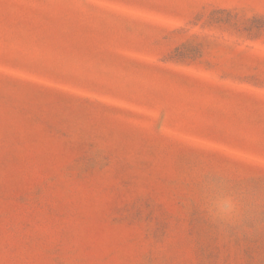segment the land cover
Here are the masks:
<instances>
[{
	"label": "rangeland",
	"instance_id": "1",
	"mask_svg": "<svg viewBox=\"0 0 264 264\" xmlns=\"http://www.w3.org/2000/svg\"><path fill=\"white\" fill-rule=\"evenodd\" d=\"M0 264H264V0H0Z\"/></svg>",
	"mask_w": 264,
	"mask_h": 264
},
{
	"label": "clouds",
	"instance_id": "2",
	"mask_svg": "<svg viewBox=\"0 0 264 264\" xmlns=\"http://www.w3.org/2000/svg\"><path fill=\"white\" fill-rule=\"evenodd\" d=\"M202 188L205 193V211L211 220L224 224H236L241 221L239 197L224 193L220 189L218 177L207 174L203 178Z\"/></svg>",
	"mask_w": 264,
	"mask_h": 264
}]
</instances>
